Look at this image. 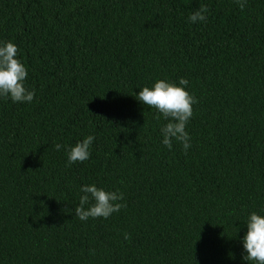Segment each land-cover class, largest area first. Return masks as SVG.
<instances>
[{
  "label": "trees",
  "instance_id": "obj_1",
  "mask_svg": "<svg viewBox=\"0 0 264 264\" xmlns=\"http://www.w3.org/2000/svg\"><path fill=\"white\" fill-rule=\"evenodd\" d=\"M7 41L35 97L0 98V264H253L242 238L264 215V0H0ZM181 77L197 100L187 152L162 144L168 121L136 98ZM89 135V159L69 166ZM87 184L126 207L80 220Z\"/></svg>",
  "mask_w": 264,
  "mask_h": 264
},
{
  "label": "clouds",
  "instance_id": "obj_2",
  "mask_svg": "<svg viewBox=\"0 0 264 264\" xmlns=\"http://www.w3.org/2000/svg\"><path fill=\"white\" fill-rule=\"evenodd\" d=\"M235 3L240 9H244L247 0H235ZM207 12L208 8L202 5L189 16V20L192 23L204 22L207 20ZM17 54L18 47L12 41L0 43V98L30 103L35 97V91L25 86L28 70L17 58ZM187 84L188 80L183 77L179 79V84L158 79L151 87H142L136 96L143 105L158 111L160 115L157 119L162 116L168 121L161 127V142L170 150L173 140L180 142L185 152L191 147L186 126L193 116L192 106L197 100L183 87ZM93 141L94 136L89 135L72 146L68 150V165L89 159ZM54 147L59 151L62 145L57 143ZM80 191L82 194L79 205L75 207V215L82 221L99 217L107 219L112 213L126 207V204L121 203L124 200L122 192L108 191L95 184L83 185ZM246 225L247 231L242 238L246 254L242 258L253 264H264V215L251 212ZM124 238L129 239V234L125 233Z\"/></svg>",
  "mask_w": 264,
  "mask_h": 264
}]
</instances>
